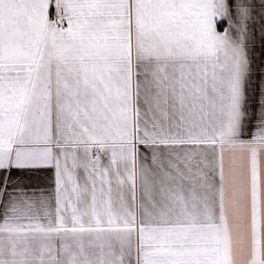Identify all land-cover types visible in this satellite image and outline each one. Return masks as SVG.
<instances>
[{
    "label": "snow or ice",
    "instance_id": "1",
    "mask_svg": "<svg viewBox=\"0 0 264 264\" xmlns=\"http://www.w3.org/2000/svg\"><path fill=\"white\" fill-rule=\"evenodd\" d=\"M0 264H264V0H0Z\"/></svg>",
    "mask_w": 264,
    "mask_h": 264
}]
</instances>
